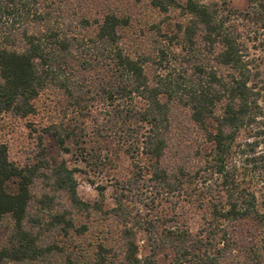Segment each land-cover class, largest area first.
<instances>
[{
    "label": "trees",
    "instance_id": "16d2710c",
    "mask_svg": "<svg viewBox=\"0 0 264 264\" xmlns=\"http://www.w3.org/2000/svg\"><path fill=\"white\" fill-rule=\"evenodd\" d=\"M145 1L160 13L182 10L184 19L167 37L180 45L178 53L162 45L134 50L136 41L125 35L132 17L109 4L92 16L74 0H0V114H33V100L47 88L75 106L101 102L106 119L96 133L118 134L133 164H148L141 169L157 190L183 192L197 212V229L152 219L131 223L121 195L103 211L81 200L63 164L18 167L0 142V222L9 216L12 223L0 264H158L155 254L162 251L169 253L167 264H264V153L257 150L264 143V0H246V10L230 0ZM171 59L178 68L161 73ZM178 108L209 144L188 168L170 162ZM243 131L251 140L237 143ZM40 177L51 181L50 193L36 196ZM119 184L126 192L136 188ZM88 209L113 219L115 231L86 246L67 242L87 234L74 214ZM137 229L149 248L143 257Z\"/></svg>",
    "mask_w": 264,
    "mask_h": 264
},
{
    "label": "rangeland",
    "instance_id": "374dc122",
    "mask_svg": "<svg viewBox=\"0 0 264 264\" xmlns=\"http://www.w3.org/2000/svg\"><path fill=\"white\" fill-rule=\"evenodd\" d=\"M211 1L213 0L205 2ZM74 2L92 9V16L94 10H100L109 4L122 16L132 17L131 25L125 35L127 39L136 41L134 50L142 47L150 51L153 47L162 45L169 46L175 53L180 51V45L176 40L171 43L167 41V37L173 34L176 23L184 19L179 7L171 8L167 13H160L145 0H122L111 3L104 0H74ZM175 2L183 5L186 0H175ZM229 3L238 10L251 7L246 0H230ZM240 23L244 25L245 20ZM157 25L159 32L156 29ZM173 68L178 66L171 59L168 64L163 63L159 71L167 74ZM261 69L264 72V66H261ZM90 95L87 94L85 97ZM71 103L72 99L62 91L47 88L33 100V114L20 117L11 112L1 113L0 142L8 149L9 160L18 167L33 163H48V167L63 164L71 171L77 184V194L82 201L92 206L97 202L102 205L103 211H107L115 205V199L121 195L123 204L131 212L133 218L131 223L152 219L162 227L186 224L192 232H195L198 226L197 212L193 213L190 210L184 193L170 194L157 190L152 186L153 182L147 181L148 172L141 169L148 164L140 159L139 167H136L125 152L118 134L114 135L106 129L100 134L96 133V124L104 123L106 119L102 103H91L88 100L84 101L82 106ZM188 115L186 109L175 110V122H173L175 128L171 138L172 149L169 153L171 164L187 168L197 164V153L209 149V144L203 141L201 132L193 127ZM56 133L61 134L62 144L59 143ZM248 138V133L243 131L239 134L237 143H242ZM257 150L264 153V143H261ZM48 171L46 167L42 169L44 173L49 174ZM140 173L144 175V180H139ZM122 181H130L136 188L126 192L120 187L119 183ZM50 182L43 177L37 178L32 187L34 195L48 193L50 189L47 183ZM10 187H13V184L10 183ZM57 197L60 203L65 201L61 194ZM261 200L262 195H259V201ZM74 217L77 224H85L89 230L82 237H69L67 242H82L86 246L103 238L107 230L115 231L116 225L113 219L105 220L104 216L94 209L75 213ZM11 224L9 216L4 217L0 222V245L9 235ZM136 241L139 246V256L147 255L149 248L145 234L138 229ZM168 255L166 251L158 252L155 254V260L158 264H167L170 258Z\"/></svg>",
    "mask_w": 264,
    "mask_h": 264
}]
</instances>
